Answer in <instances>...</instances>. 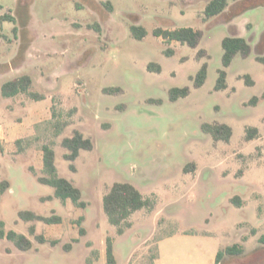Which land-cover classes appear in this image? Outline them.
Wrapping results in <instances>:
<instances>
[{
  "label": "rangeland",
  "instance_id": "obj_1",
  "mask_svg": "<svg viewBox=\"0 0 264 264\" xmlns=\"http://www.w3.org/2000/svg\"><path fill=\"white\" fill-rule=\"evenodd\" d=\"M208 1L0 0V16L15 18L0 21V86L28 74L29 89L42 96L19 93L10 102L16 109L0 119L6 149L0 181L10 184L0 192L1 228L32 243L20 250L0 238V264H106L107 238L116 264H214L216 252L232 243L243 253L225 255L220 264H264L258 240L264 233V63L256 60L264 57V0H227L224 12L204 20ZM253 3L259 4L241 9ZM131 25L147 34L134 38ZM180 27L200 31L195 47L152 33ZM234 32L250 49L233 56L224 68L227 87L215 90L221 41ZM149 62L161 71L147 70ZM203 62L207 77L194 87L190 78ZM184 86L189 93L171 101L169 89ZM253 96L256 104L249 102ZM203 122L230 125V141L214 142ZM247 126H256L259 137L245 140ZM74 130L93 148L68 161L61 141ZM43 144L54 151L58 175L80 189L84 206L60 200L38 180L49 176ZM115 181L132 183L152 202L129 217L122 234L102 207ZM20 210L58 215L61 222H25Z\"/></svg>",
  "mask_w": 264,
  "mask_h": 264
},
{
  "label": "trees",
  "instance_id": "obj_2",
  "mask_svg": "<svg viewBox=\"0 0 264 264\" xmlns=\"http://www.w3.org/2000/svg\"><path fill=\"white\" fill-rule=\"evenodd\" d=\"M107 5V3H105ZM259 3L249 4L241 9L254 7ZM228 6L227 0H209L203 10L204 20L209 19L217 14L224 12ZM9 20L11 22L15 21L14 16L10 14H3L0 16V21ZM13 31H16V27L13 28ZM131 34L136 39H142L147 31L141 25H131L130 26ZM152 33L156 36L162 37L166 42L176 41L182 44H187L191 47H195L198 43L200 37V31L195 30L192 27H180L174 29H162L155 28ZM237 32H234L232 36H225L221 41V46L223 49L222 53V67L217 71V79L214 85L215 90H222L227 87L226 77L227 73L224 68L228 67L232 61L233 56L237 52L242 54H248L249 45L244 38L237 36ZM165 53L168 56L173 54L171 49H167ZM256 60L264 63L263 56H256ZM147 70L160 72L161 66L157 63L149 62L146 65ZM207 77V62H203L194 76L190 79L193 81L194 87H200L205 82ZM244 82L247 85H252L254 81L250 75L245 74L243 76ZM32 79L28 74L20 75L12 80L4 82L0 86V93L3 96L10 97L18 93H24L29 97L39 100L42 99V96L34 93L29 89ZM105 91H119V88L109 89L105 88ZM189 93V88L184 87H172L169 89V99L171 101H176L178 98L185 97ZM261 96L264 98V91ZM259 97L253 96L249 102L256 104ZM201 129L206 134H209L214 142L223 141L229 142L232 136V128L230 125L223 122L215 123H201ZM259 137V130L256 126H247L245 128L244 139L251 140ZM16 142H21L20 139H17ZM61 145L66 148L67 152L63 154L64 159L68 161H74L80 150H91L93 148V143L90 138L84 137L79 130H74L73 134L69 137H65L61 141ZM42 161L43 169L48 173L49 176H40L38 180L42 183L50 184L54 187V196L60 198V200L65 201L70 199L76 206L82 207L85 203L81 200V191L78 187L74 186L69 180L64 177H61L57 173L56 166L54 164V151L51 147L46 144H43L42 147ZM69 168L74 171L75 167L71 163ZM186 170V167H185ZM9 188V183L7 180L0 181V192H4ZM52 195L42 197V200L51 199ZM239 203L238 196L231 198V201ZM152 202L149 198L145 197L141 191L132 183L126 181H115L108 188L107 192L102 197V207L103 211L106 214L107 220L111 225L116 227V232L122 234L125 227L130 226L129 217L136 211L151 207ZM19 217L25 221H42L47 224L59 223L61 218L58 215L44 216L37 214L31 210H20L18 212ZM2 221L0 220V238L6 237L7 239L14 242L15 246L20 250H28L31 248L32 243L30 239L22 233H17L14 230H9L5 232L2 228ZM29 232L34 233V225L29 226ZM40 242H45V238L42 234L35 236ZM259 242L264 244V233H262L259 238ZM56 241H52V244H55ZM244 251V247L239 243H232L220 248L215 255L214 264H220V261L225 255H240ZM106 264H116L115 257L112 251V240L107 238L106 242Z\"/></svg>",
  "mask_w": 264,
  "mask_h": 264
},
{
  "label": "crops",
  "instance_id": "obj_3",
  "mask_svg": "<svg viewBox=\"0 0 264 264\" xmlns=\"http://www.w3.org/2000/svg\"><path fill=\"white\" fill-rule=\"evenodd\" d=\"M227 82V81H226ZM19 94V93H18ZM16 94V95H18ZM16 95L14 96H10V97H6L4 96V99H0V119L1 118H4V116H7L8 114H11V112L14 111V109H16L13 105L10 104L11 100H12V97H15ZM11 98V99H10ZM45 99V98H44ZM2 105V106H1ZM20 110V109H19ZM17 121H20V123L23 122V119H20V117H17ZM4 132V129L3 127L1 126L0 124V142L2 141V138H3V133ZM32 134V131L31 133ZM28 134V135H30ZM24 136H19V137H16L14 140H13V144L14 142L19 139V138H22ZM21 140V139H20ZM13 149V147H12ZM0 151L2 153V155L4 156L5 153H6V149L4 148V146L2 145V143H0ZM12 151H16V150H12ZM23 150H21L20 152H22ZM19 153V152H18ZM9 183V181H8ZM10 185V184H9ZM152 264H157V260L154 261Z\"/></svg>",
  "mask_w": 264,
  "mask_h": 264
}]
</instances>
